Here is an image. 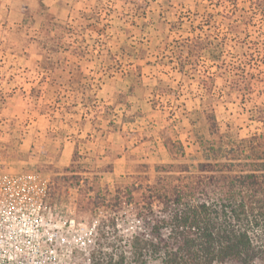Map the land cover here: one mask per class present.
<instances>
[{
    "label": "rangeland",
    "instance_id": "374dc122",
    "mask_svg": "<svg viewBox=\"0 0 264 264\" xmlns=\"http://www.w3.org/2000/svg\"><path fill=\"white\" fill-rule=\"evenodd\" d=\"M121 1L123 5L111 11L108 2L100 6L99 24L84 34L83 48H74V52L89 55L84 70H93V74L75 70L70 78L59 77L66 85L68 81L93 84L91 91L82 92L74 85L73 90H61L54 96L53 88L37 89L33 92L37 99L30 105L34 114L0 119V174L39 175L46 183L44 205L52 217L73 218L90 227L96 220L90 255L113 254L115 260L120 254L130 257L132 236L147 231L135 215L142 203L137 206V194L122 209L114 207L113 201H107L110 206L105 208L101 201L114 197L115 183L130 184L137 179L144 186L154 182L162 176L156 166L187 165L195 172L197 164L204 162L203 149L216 140L201 121L202 102L212 104L223 142L264 138V17L256 16L237 42L223 19L233 10H239L236 15L249 16L252 0ZM221 40L225 45L217 62L210 52ZM186 41L193 46L184 47ZM200 44L207 51L198 56L192 47ZM242 51L251 56L249 73L254 80V90L245 97L231 90L230 76L224 71ZM101 53L102 58L92 60ZM69 95H77L87 111L81 105L66 104ZM55 100L60 103L57 109ZM38 112L44 117L36 122ZM85 112L90 122H72ZM62 116L70 119L72 127L64 129L75 148L70 156L60 153L61 146L53 142V130L58 129L55 139L62 141ZM94 117L98 119L91 121ZM79 128L90 130L93 138L79 139ZM167 142H175L174 150L180 147L176 142L180 143L184 158L173 160L165 148ZM257 152L264 156V146L263 150L257 147ZM120 156L122 162L117 161ZM107 218L114 221L116 231L105 241L100 228ZM81 259L77 252L75 262Z\"/></svg>",
    "mask_w": 264,
    "mask_h": 264
},
{
    "label": "trees",
    "instance_id": "16d2710c",
    "mask_svg": "<svg viewBox=\"0 0 264 264\" xmlns=\"http://www.w3.org/2000/svg\"><path fill=\"white\" fill-rule=\"evenodd\" d=\"M252 1L249 16L236 15L239 10H233L230 17L223 16L235 42L256 16L264 17V0ZM224 45L221 40L211 50L214 61H220ZM183 46L193 45L186 41ZM204 46L192 48L199 56L207 51ZM230 47L235 49L236 45ZM189 50L187 53H193ZM233 59L224 71L230 76L231 90L245 97L254 90L249 73L251 56L242 51ZM199 115L216 138L203 149L204 162L197 164L195 172L187 165L156 166L155 171L162 176L144 186L137 179L130 184L115 183L114 197L103 198L100 205L107 208V201H113L114 207L122 209L132 201L131 195L137 194V206L142 204L136 207L135 215L147 231L132 236L130 257L120 254L115 260L113 254L92 252L91 264H264V156L257 152V147L263 150L264 138L223 142L209 101L202 102ZM174 143H165V148L173 160L183 159L181 144L176 142L180 147L174 150ZM104 188L108 196V188ZM101 222L100 238L106 241L115 234L116 224L111 218Z\"/></svg>",
    "mask_w": 264,
    "mask_h": 264
},
{
    "label": "crops",
    "instance_id": "0c3cea01",
    "mask_svg": "<svg viewBox=\"0 0 264 264\" xmlns=\"http://www.w3.org/2000/svg\"><path fill=\"white\" fill-rule=\"evenodd\" d=\"M106 2L110 5V11L111 7L114 9L117 5H123L121 0H0V93L3 96L0 119L26 114L30 117L34 114L30 105L37 99L33 93L37 89L53 88L54 96L61 90H73L74 85L82 92L91 91L93 84L68 81V87L59 77L66 75L70 78L75 70L79 74H93V70H84L85 62L90 61L87 58L89 55L74 52V48H83V36L91 27L99 24L100 6ZM100 58L102 53L92 60ZM74 61L76 65L72 67ZM31 75L36 77L30 78ZM49 75L53 78H49ZM79 103L77 95H69L66 100V104L81 105L87 111V107ZM54 104L56 109L60 106L57 100ZM87 116L88 112L77 115L72 122H90ZM43 117L42 112L34 115L36 122ZM97 119L94 117L91 121ZM60 120L64 124L62 133L65 128L71 130L70 119L62 116ZM58 131L53 130V142L61 146L60 153L70 156L75 148L69 141V133L64 132L62 141H56ZM76 133L79 139L93 138L87 129L79 128ZM122 158L118 157L117 161L120 162Z\"/></svg>",
    "mask_w": 264,
    "mask_h": 264
},
{
    "label": "built area",
    "instance_id": "2783aa9c",
    "mask_svg": "<svg viewBox=\"0 0 264 264\" xmlns=\"http://www.w3.org/2000/svg\"><path fill=\"white\" fill-rule=\"evenodd\" d=\"M46 189L36 173L0 174V264H91L97 221L55 220L44 205Z\"/></svg>",
    "mask_w": 264,
    "mask_h": 264
}]
</instances>
